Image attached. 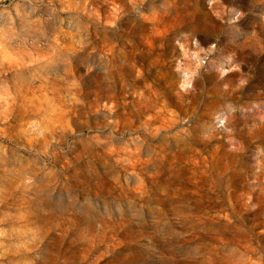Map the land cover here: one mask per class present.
Instances as JSON below:
<instances>
[{
    "label": "rangeland",
    "instance_id": "1",
    "mask_svg": "<svg viewBox=\"0 0 264 264\" xmlns=\"http://www.w3.org/2000/svg\"><path fill=\"white\" fill-rule=\"evenodd\" d=\"M0 264H264V0H0Z\"/></svg>",
    "mask_w": 264,
    "mask_h": 264
}]
</instances>
